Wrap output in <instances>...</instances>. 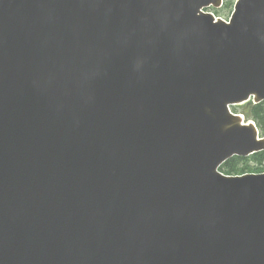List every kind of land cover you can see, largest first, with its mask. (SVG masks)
<instances>
[{
    "label": "water",
    "instance_id": "water-1",
    "mask_svg": "<svg viewBox=\"0 0 264 264\" xmlns=\"http://www.w3.org/2000/svg\"><path fill=\"white\" fill-rule=\"evenodd\" d=\"M0 0V264H264V0Z\"/></svg>",
    "mask_w": 264,
    "mask_h": 264
},
{
    "label": "trees",
    "instance_id": "trees-1",
    "mask_svg": "<svg viewBox=\"0 0 264 264\" xmlns=\"http://www.w3.org/2000/svg\"><path fill=\"white\" fill-rule=\"evenodd\" d=\"M232 1L227 6L232 5ZM235 110L242 112L248 119L256 122L257 126L264 134V101L261 103L248 102L235 107ZM221 170L226 174H242L245 172L264 171V152L255 153L249 157H233L226 161Z\"/></svg>",
    "mask_w": 264,
    "mask_h": 264
},
{
    "label": "rangeland",
    "instance_id": "rangeland-1",
    "mask_svg": "<svg viewBox=\"0 0 264 264\" xmlns=\"http://www.w3.org/2000/svg\"><path fill=\"white\" fill-rule=\"evenodd\" d=\"M228 1V0H226ZM221 10L219 11L218 14H220L222 17H227L229 15V10L226 8H220Z\"/></svg>",
    "mask_w": 264,
    "mask_h": 264
}]
</instances>
